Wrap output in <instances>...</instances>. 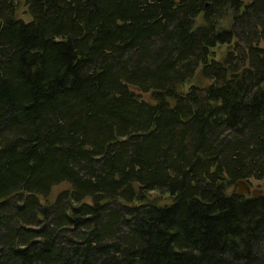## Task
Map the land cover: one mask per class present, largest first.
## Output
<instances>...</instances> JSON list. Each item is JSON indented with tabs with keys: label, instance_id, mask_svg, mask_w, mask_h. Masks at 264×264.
<instances>
[{
	"label": "trees",
	"instance_id": "16d2710c",
	"mask_svg": "<svg viewBox=\"0 0 264 264\" xmlns=\"http://www.w3.org/2000/svg\"><path fill=\"white\" fill-rule=\"evenodd\" d=\"M239 180L264 181V0H0V264H264Z\"/></svg>",
	"mask_w": 264,
	"mask_h": 264
},
{
	"label": "rangeland",
	"instance_id": "374dc122",
	"mask_svg": "<svg viewBox=\"0 0 264 264\" xmlns=\"http://www.w3.org/2000/svg\"><path fill=\"white\" fill-rule=\"evenodd\" d=\"M20 13H21L22 16H24L25 8L23 6H21V8H20ZM25 18H27V17H25ZM231 18H232V15H228L226 17V19L221 23L222 28H227L228 27V25L231 22ZM228 49L229 48L227 46H219V47H217L216 49L213 50V57L216 60H222L224 58L225 54L227 53ZM192 83L196 84V85H204L203 83H205V80L203 79L201 74L198 73ZM188 87H189V85L186 86V89ZM144 97L146 99L148 98V96H144ZM251 183H252V187L253 188H259V189H263L264 190V181L251 180ZM64 187H66V185L65 186H60V187L54 189L53 194H52V198L55 199V197L58 195V193L62 189H64ZM151 199H155V200L159 201L160 203H167L168 202V196L162 195V194H159V193H156V192L152 193Z\"/></svg>",
	"mask_w": 264,
	"mask_h": 264
},
{
	"label": "water",
	"instance_id": "95a60500",
	"mask_svg": "<svg viewBox=\"0 0 264 264\" xmlns=\"http://www.w3.org/2000/svg\"><path fill=\"white\" fill-rule=\"evenodd\" d=\"M235 190L240 195H250L252 198H259L263 196L264 190L253 188L252 183L246 180H239L235 183Z\"/></svg>",
	"mask_w": 264,
	"mask_h": 264
}]
</instances>
